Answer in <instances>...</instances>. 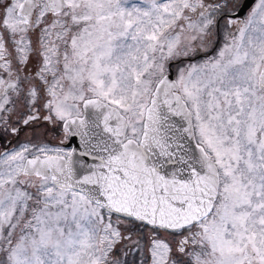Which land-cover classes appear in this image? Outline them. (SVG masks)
I'll return each instance as SVG.
<instances>
[{
  "label": "snow or ice",
  "instance_id": "6c2138e0",
  "mask_svg": "<svg viewBox=\"0 0 264 264\" xmlns=\"http://www.w3.org/2000/svg\"><path fill=\"white\" fill-rule=\"evenodd\" d=\"M0 264H264V0H0Z\"/></svg>",
  "mask_w": 264,
  "mask_h": 264
},
{
  "label": "flooded vegetation",
  "instance_id": "af4514ba",
  "mask_svg": "<svg viewBox=\"0 0 264 264\" xmlns=\"http://www.w3.org/2000/svg\"><path fill=\"white\" fill-rule=\"evenodd\" d=\"M21 138H23V136Z\"/></svg>",
  "mask_w": 264,
  "mask_h": 264
}]
</instances>
